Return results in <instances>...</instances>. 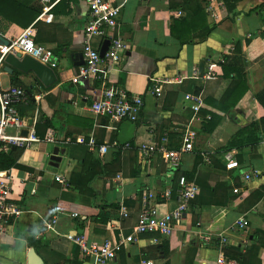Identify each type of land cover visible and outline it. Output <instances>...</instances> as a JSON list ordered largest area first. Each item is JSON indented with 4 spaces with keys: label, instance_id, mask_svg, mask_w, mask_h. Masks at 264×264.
Returning a JSON list of instances; mask_svg holds the SVG:
<instances>
[{
    "label": "crops",
    "instance_id": "crops-1",
    "mask_svg": "<svg viewBox=\"0 0 264 264\" xmlns=\"http://www.w3.org/2000/svg\"><path fill=\"white\" fill-rule=\"evenodd\" d=\"M51 1L54 6L42 16L46 4L41 0H0V37L16 38L31 27L34 43L58 59L57 80L48 88L31 73L13 70L9 75L3 66V88L15 86L16 77L27 89L20 88L33 92L25 105L18 106L19 115L40 138L52 132L55 142L22 148L14 164L0 170L10 175V197L21 211L0 235V264H30L32 254L37 264H94L81 257L65 236L82 234L97 243L126 239L137 222L141 193L150 190L159 197L178 178L159 157L145 159L137 147L167 133L169 148L178 150L184 130L195 132L197 145L182 157L178 170L190 174L199 153L195 172L207 175L210 187L218 179L227 183L230 191L224 203L196 204L195 199L167 239L152 243L153 235H143L125 243L111 264L150 260L216 264L220 235L227 239L222 251L227 259L264 264V133L258 124L264 119V0H127L117 28L127 50L108 74L107 84L142 97L144 105L137 120L117 124L89 111L98 98L102 75L101 79L71 82L78 64H83L85 1ZM48 14L52 16L49 23ZM206 29L208 34L201 39ZM100 45V39L92 40L93 48L101 49ZM178 77L181 83L173 81ZM164 79L172 82L163 85L159 98L151 96L153 80ZM195 88L203 102L211 100L206 110L222 114L212 132L202 125L209 113L194 114L184 101V94H193ZM230 103L236 105L222 109ZM252 124L258 141L228 151L240 167L225 170L226 145ZM125 143L130 149L122 148ZM12 147L0 151L9 154ZM54 148L61 158L56 167L50 166L49 159ZM251 170L260 176L245 182L243 175ZM56 176L67 181L65 188L54 180ZM195 177L188 180L195 181ZM122 203L130 212L125 220L119 217ZM156 205L160 213L175 206L174 201ZM240 219L244 229L235 227ZM207 236L209 242L202 239Z\"/></svg>",
    "mask_w": 264,
    "mask_h": 264
},
{
    "label": "built area",
    "instance_id": "built-area-1",
    "mask_svg": "<svg viewBox=\"0 0 264 264\" xmlns=\"http://www.w3.org/2000/svg\"><path fill=\"white\" fill-rule=\"evenodd\" d=\"M84 1L88 7V20L83 30V64L71 78V82L77 84L89 79H101L100 75H102L98 98L91 103L89 111L96 117L107 118L113 124L125 120L135 121L139 118L143 109V98L138 95L128 94L124 90L107 84L108 74L116 66H119L122 61V54L127 50L126 43L123 41L121 35L117 33L118 17L127 0ZM41 2L46 4L42 14V16H45L52 9L55 2L51 0H41ZM207 11L211 13L210 8ZM212 16L214 19H217V16L213 15V12ZM45 20L48 23L51 22L52 16L48 14ZM31 29V27L26 28L16 38L8 39V46L0 44V77L3 74L4 58L7 54L27 55L52 70L57 67L58 59L53 52L34 43ZM94 38L100 39V47L105 41H108L103 58H100L99 55L100 48L95 49L92 47V40ZM192 75L196 77V71H193ZM173 81L181 83V78L178 77ZM171 82L172 80L169 79L162 81L153 80L150 95L159 98L162 94L163 85ZM28 97L26 91L20 87L10 86L3 88L0 80V150L5 151L8 146L27 149L32 143L44 142L46 144H53L55 142L52 132L40 138L31 127L27 126L25 120L19 115L17 108L20 105H25L28 102ZM183 98L188 103L190 111L198 114L202 105L200 97L187 93L184 94ZM109 129L115 130V127ZM11 130L15 132V135L8 134ZM23 130H26L25 135L21 134ZM194 138V131L184 130L181 136V146L178 150H174L169 148V137L167 133H164L156 139L151 140L150 144H141L137 149L145 159L155 156L159 157L169 171L174 173L178 171L182 157L192 152ZM67 141L69 142V140ZM90 143L93 144L92 141ZM113 146L117 147L118 144L113 142ZM122 148L130 149V145L125 143ZM223 159L225 170L227 171L236 170L240 167L233 152L225 153ZM259 176V171L251 170L243 175V180L248 182L251 179H258ZM10 179L11 177L8 172L0 171V235L4 233L9 221L21 213L20 208L12 202L10 197ZM54 180L64 188L67 186V181L62 176H56ZM116 181H121L120 176L116 177ZM198 195L199 188L195 181L188 180L185 176H179L175 184L167 187L159 197L150 190L141 193L137 222L133 228V232L120 243L109 240H105L102 243L91 242L84 235L75 233L67 234L65 239L77 248L79 255L84 259H91L94 264H111L125 243L134 242L143 235H153L152 243H159L161 240L167 239L174 228L182 222L191 202ZM160 201L165 203L174 201L175 206L171 210L160 213L156 205ZM129 213L125 204H120V219H128ZM71 216L76 218L77 214H72ZM54 223L55 220L52 221V225H48V228L52 229ZM235 227L244 229V220H238L235 223ZM202 239L207 242L211 240L208 236ZM217 243L219 245V255L215 263L238 264L234 260L227 259L222 252L227 245L226 236L220 235ZM140 264L167 263H155L150 260Z\"/></svg>",
    "mask_w": 264,
    "mask_h": 264
},
{
    "label": "trees",
    "instance_id": "trees-1",
    "mask_svg": "<svg viewBox=\"0 0 264 264\" xmlns=\"http://www.w3.org/2000/svg\"><path fill=\"white\" fill-rule=\"evenodd\" d=\"M224 2L226 3L228 2V0H224ZM208 31L209 30L206 29L204 33L200 35L201 39H204V37H206V35L208 34ZM12 84L15 86H19V87H23L27 89L25 86H22V83L16 77L13 78ZM192 92L195 95L198 93L196 88ZM26 93L27 95H29V99L32 98L33 92L31 93L29 88H28V91H26ZM238 100L239 98H237L236 101ZM211 104H212L211 100L206 99L204 100V102L202 101V105L199 111V113L204 114V116L208 115V113L210 115L208 120H206L205 118L202 120V125L207 132H212L216 128V126L218 125L222 117V114H216V113H212L206 110V107L210 106ZM235 105L236 103H232V104L230 103V104H227L225 107H222V109L231 108V107H234ZM258 124L262 126V132L264 133V119L259 121ZM254 126L255 124H252L248 129H244L241 132H238L234 136V138H232V140L226 145L224 152H228L232 149H241L243 147H247L249 145L255 144L258 141V139L256 136H254V133L252 131ZM22 151H23L22 148L17 149L15 147L11 148L9 154H6L0 151V170L9 169L14 164L15 159L22 153ZM199 155L200 154L198 153L195 167L201 160ZM195 167H194V170L190 174L182 173L179 170L174 172V174L176 175V177L185 176L187 179H190L192 176H196L195 182L199 186L200 192H199L198 197L194 201V203L203 204V202H206L212 205H222L224 203L223 197L228 195V192L230 191V188L228 187L227 183L223 182V180L221 179H218L215 186L210 187L207 183L208 181L207 175L200 176L199 174L195 172ZM235 188H237L236 181H235V185H233V189Z\"/></svg>",
    "mask_w": 264,
    "mask_h": 264
},
{
    "label": "water",
    "instance_id": "water-1",
    "mask_svg": "<svg viewBox=\"0 0 264 264\" xmlns=\"http://www.w3.org/2000/svg\"><path fill=\"white\" fill-rule=\"evenodd\" d=\"M0 43L4 46H8V41L1 37ZM107 46L108 41H105L99 51L100 58H103ZM4 64V71L7 74L11 75L13 70H16L22 74L31 73L34 76L35 80L38 81L43 88L50 87L57 80L54 70L27 55L21 56L20 54H7L4 58ZM78 65H82V61ZM22 135H25V132H22ZM57 154L58 148H54L53 153L49 158L50 166L56 167V164L61 161V158H58ZM37 262L38 260L36 259L35 255L32 254L29 258V263L37 264Z\"/></svg>",
    "mask_w": 264,
    "mask_h": 264
},
{
    "label": "rangeland",
    "instance_id": "rangeland-1",
    "mask_svg": "<svg viewBox=\"0 0 264 264\" xmlns=\"http://www.w3.org/2000/svg\"><path fill=\"white\" fill-rule=\"evenodd\" d=\"M0 80H1V82H3V84H4V86L6 85V78L5 77H0ZM195 141H193V147H195L196 145H197V142L196 143H194Z\"/></svg>",
    "mask_w": 264,
    "mask_h": 264
}]
</instances>
